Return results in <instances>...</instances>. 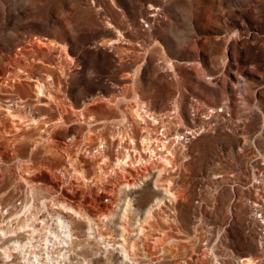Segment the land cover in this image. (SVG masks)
<instances>
[{"label": "rangeland", "instance_id": "obj_1", "mask_svg": "<svg viewBox=\"0 0 264 264\" xmlns=\"http://www.w3.org/2000/svg\"><path fill=\"white\" fill-rule=\"evenodd\" d=\"M116 37L117 41L111 43ZM50 40L56 42L55 46L48 44ZM63 46V52L66 50L71 56L68 65L65 53L62 60L59 58ZM25 71L33 75L32 79H27ZM13 73L20 75L11 77L24 84L20 94L28 99L27 104L36 100L32 84L33 78H39L49 83L52 91L61 84L63 91H58V95L64 101L67 97L84 114L87 112L86 118L91 115L108 118L106 123L91 130L92 139H89L94 148L99 146H96L97 137H107L117 124H123L124 115L128 117L126 122L132 120L127 106L135 93L146 100L149 109L156 113L167 111L165 117L175 116L174 119L182 121V127L200 130L207 127L188 142L184 143L182 136L180 151L174 157L177 165L172 171L180 198L174 205L169 202L163 205L161 215L155 212L157 229L153 233L157 235L152 240L168 232L178 241L181 255L173 259L163 258L160 251L147 257L139 253L135 264H185L184 261L187 264L194 248L203 249L208 245L209 264L217 263L218 258L228 264L237 263L236 258L215 254L225 250V246L228 253L255 256L259 264H264V201L259 202L262 206L258 213L253 211L252 203L258 200L257 195L259 199L264 198V184L254 186L255 175L264 172V0H0V75ZM2 88L1 98H9L8 91ZM111 94L117 96L118 103L114 101L107 106L103 97ZM92 96L99 100L94 103ZM175 102L180 112L173 109ZM209 107L218 113L202 119L206 122L204 126V121L197 120V116L199 113L205 116L203 112ZM61 111V107L53 105L50 113L56 120ZM70 115L66 116L70 134L77 139L70 146L71 154L78 152L76 167L84 169L88 180H78L73 170L69 171L67 151L57 150L58 146L67 147L69 133L57 129L52 145L57 152L50 157L52 164L41 170L43 150L33 154L30 145H24L21 159L16 161L0 145L3 158L0 159V196L6 198L5 203L16 196L21 205L19 197L30 196L18 166L20 162L31 163L33 156L30 175L53 188L36 186L35 192L39 197L44 196L47 209L51 210L50 199L53 193L56 195V187H68L66 191L73 193L74 199L81 197L84 207L94 216H97V206L91 200L100 207L115 206L116 197L107 193L113 187L114 174L106 180L94 179L98 162L84 154L90 146L86 140L88 120ZM178 126L172 124V127ZM113 144L114 150H107L112 160L101 165L107 170L120 152L116 143ZM133 169L140 176L145 167ZM25 171L23 168L22 173L26 174ZM116 173L121 176L120 171ZM54 179L58 183L51 185ZM258 187L261 189L257 192ZM124 190L122 197L133 198L137 217L144 214L159 192L154 180L142 181L139 187ZM60 209L56 205L53 212ZM61 210L65 211L61 214L69 220L78 237L74 239L73 263H80L86 257L91 264H103L104 258L94 255L100 246L88 239L86 223L65 208ZM121 211L118 208L117 212ZM26 234L22 232L20 238L25 240ZM79 243L84 246L76 247ZM21 261L16 254L5 259L0 248V264H22Z\"/></svg>", "mask_w": 264, "mask_h": 264}, {"label": "bare ground", "instance_id": "obj_2", "mask_svg": "<svg viewBox=\"0 0 264 264\" xmlns=\"http://www.w3.org/2000/svg\"><path fill=\"white\" fill-rule=\"evenodd\" d=\"M117 38L118 37L112 38L111 43H115ZM48 44L55 46L56 42L50 40ZM63 49H65V46L61 48L59 58L62 60L63 54L65 53L64 60L67 64L69 63L68 60L71 56L66 50L63 52ZM24 75L29 77L27 79H32L33 77L30 72L26 71ZM11 76L19 77L20 75L14 73L7 76L0 75L3 81L0 83V87L6 89L9 93V98L7 99H3L4 97L1 98L0 96V145L5 148V150L9 151L16 161L21 159L20 153L24 145H30V150L33 154L43 150L44 156L40 161V170L52 164V162L50 163V157L52 154L55 155L54 153L57 152V150H66L68 153V162H70V164H68L70 166L69 171L73 170L74 175L78 180H88L84 173V169L76 167L80 158V156L78 157V152L76 155L71 154L72 151L70 146H72V144L74 145V143L77 142V139L74 135L71 136V129L66 120V116H71L70 114H76L80 119L86 118L87 116L85 117L84 115L87 112L85 111L86 113L84 114L82 108H76L72 102L66 100L67 97L64 101L63 98L58 95V91H63L61 84H57L58 86H55L54 88L57 90L52 91L53 88L50 90L51 87H49V83L46 84V81L39 78H33L35 79V82L32 84V87L35 90L34 97L36 100H30L33 103L27 104L26 100L28 101V99L24 98L22 96L23 94H20V89L24 84H22L18 78L12 80ZM49 76L50 75L48 74V77ZM98 98L93 97L91 101L96 102V99L97 101L99 100ZM103 99L106 100L105 104L110 106L114 101H117V96L111 94L110 96L103 97ZM116 103H118V101ZM53 105L63 109V111H61L62 113L59 112L56 120L51 114ZM127 107L129 111L128 114L131 115L132 120L126 122L128 117L127 115H124L123 124L120 126L117 124L116 128L109 132V136L104 137L100 135L99 139L97 137L99 144H96V146H99L96 148H94L91 144L92 142H90V139H92L91 134L93 133L91 130H94V126L106 123L108 118H97L93 115L86 118L89 126V134L86 136V140H89L87 143L90 142V146L84 150V154L91 158H95L98 162V166L94 173V179L106 180L108 176L114 174L111 180V186L113 187H110L111 189L107 191V193L116 197L114 200L115 206L100 207L96 201L91 200V204L97 206V216H94L90 213L89 208L84 207V202L79 199L81 197L74 199L73 197L76 196L69 192V190L66 191L68 187H56V195L53 193V196L50 199V205L52 206L51 210L47 209L48 205L46 199L43 198L44 196L39 197L35 192L36 186H46L50 190L53 188L37 181L33 178L34 176L30 175V173H32L30 169L34 166V158L31 155V163L26 164L25 162H20L19 166L21 167L18 166L19 170H21V177H23L26 184L29 186L31 193L29 194L30 196H27L26 199L24 196L22 199L19 197V199L22 200L21 205L18 204L16 196L8 203H5V197L0 196V248L2 247L5 259H9L16 254V257L21 259V262L24 264H74L72 252L75 251V238L78 239V237L75 236L73 232L74 228L71 227L69 220H66L61 214V211L65 212L61 210L63 208H65L67 212L74 214L77 218H80L78 220L82 219L86 223L88 239H92V243L100 246V249L97 250L94 255L97 258L98 256H102L104 259L102 258L103 260L101 263L103 264H135V262L138 261L136 256H138L139 253L147 257L160 251L162 252L163 258L167 256L173 259L178 258L179 253L181 255V248L178 241L169 236L168 232H164L161 236H157L155 240H152V237L157 235V233H153L157 229L154 224L156 220L155 212L158 211L159 215H161L162 211H164V208L162 207L163 205L166 206L167 202L174 205L179 200V195H181V193L175 186V181H173L175 180V176L172 173L177 165L175 159L176 154L180 151V141H183L181 140L182 136L184 138L183 142H188V140L197 136L196 134L200 129L189 126L185 127L186 125L182 127V121L174 119L175 116L172 118L164 116L167 111L164 113H156L152 109H149L146 100L139 93H135L132 102ZM178 107L179 104H176L175 102L173 109L179 111L180 109H178ZM217 111V109L209 107L203 112L207 118L201 116V113H199L197 120L204 121L202 124L205 126L206 122L202 119L212 117L214 115L213 112H216L217 114ZM35 112L38 113V116ZM179 112H177V114H179ZM2 116L4 119L1 118ZM176 117L184 120L182 116L176 115ZM81 122L85 123L84 121ZM173 123H177L179 126L172 127ZM135 127H138L140 130L137 132ZM57 129H63L67 134L69 133L67 136L68 141L65 142L67 143V147L58 146L59 149L52 147L53 141L55 140V131ZM206 129L207 127L202 130ZM202 130H200V132ZM35 135L40 136L38 138H33ZM138 136L140 138L136 140ZM113 143H116V149H119L120 152L118 153V156L114 158L111 169L107 170L101 165H106L109 160H112L107 153V150L109 151L112 148L114 150ZM245 143L246 142H244V144ZM0 159L2 160L3 158L1 157ZM139 166L145 167V170L141 172L140 176H138L133 169V167ZM23 168L26 169V174L22 173ZM118 171L121 172V176H116V172ZM0 173L2 174V172ZM27 174L30 176H26ZM65 174L66 173L64 172V175ZM14 180H16V178H14ZM149 180H154L156 189L159 190V192L146 207L144 214L137 217L138 213L135 211L136 206L134 205L133 198L129 195L122 197V193L125 192V188H136L139 187L142 181ZM54 182L57 181L54 179L50 181V184L53 185ZM257 183H259V185L264 184V172L260 171V174L255 175V187L259 186ZM6 185L7 184H5V186ZM18 187H16V189ZM260 189L261 188L258 187L256 191L258 192ZM5 190L6 189H4V191ZM257 198L258 200L252 201L253 211H255V213H258V211H260L259 207L262 206L259 202L261 200L264 201V198L259 199V195H257ZM53 205H55V207L58 205L61 209L53 212V209H55ZM120 207L122 208V211L121 213H118L117 211ZM198 216L202 217L203 215L199 214ZM136 217L137 221L133 222ZM164 219L168 220V217H164ZM52 220L55 222L52 223ZM116 220L117 224L115 222ZM74 221H76V219H74ZM54 224H56V226H54ZM39 225L41 226L39 227ZM22 232H24V234L28 233L26 234L27 236L25 240L20 238ZM237 240L240 245L243 244V241L240 238ZM167 242H169L168 245L162 246L163 243ZM79 246L83 247L84 245L79 243L76 247ZM226 247L228 248V246H225V248ZM227 248L225 250H227ZM225 250L220 251L219 254H215H217L218 257L219 255H228L231 256V258H236V264H259V261L255 256H236ZM191 252L187 264H209L207 262L209 245L205 246L203 249L194 248ZM78 254L80 253L78 252ZM97 261L100 262L101 259H98ZM226 262L227 261L224 259L221 261L220 258H218V261L215 264H228ZM181 263L182 262L179 264ZM184 263L186 264L185 261ZM77 264L91 263L89 258L87 259L84 257L83 260ZM212 264H214V262H212Z\"/></svg>", "mask_w": 264, "mask_h": 264}]
</instances>
